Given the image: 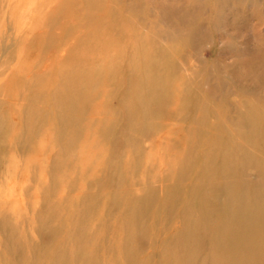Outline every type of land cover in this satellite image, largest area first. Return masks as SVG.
<instances>
[{
	"label": "rangeland",
	"instance_id": "374dc122",
	"mask_svg": "<svg viewBox=\"0 0 264 264\" xmlns=\"http://www.w3.org/2000/svg\"><path fill=\"white\" fill-rule=\"evenodd\" d=\"M131 1L0 0V264H175L188 255L192 264H226V256H218V241L231 235L225 253L236 254L244 250L241 234L248 237L247 253L232 257L235 264H264V224L256 223L255 229L253 223L256 216L264 219V164L238 162V187L250 197L241 207L245 217L230 215L235 237L223 226L222 217L205 224L200 210L204 196L209 204L224 207L223 181L218 178L221 157L212 156L221 147L212 141L213 131L224 147L230 145L228 134L235 140L246 130L241 109L264 110V14L259 20L254 16L252 28L241 33L232 28L236 17L253 15L252 5L264 12V0H230L228 7L216 0H137L133 11ZM191 7L195 10L188 16L195 15L206 27L198 45L188 42L189 30L176 29L179 26L162 15L169 8ZM127 18L157 29L161 36L155 39L163 52L158 63L165 65L168 76L167 69H179L177 81L181 74L194 81L186 92L201 88L207 105L197 115L206 114L209 121L196 123L195 97L180 117L173 116L176 107L168 99L173 91L165 89L151 107L152 119L132 127L122 102L128 87L121 82L131 83L126 63L131 58L128 46L134 44L128 39V26L120 27ZM91 32L100 39L119 40L124 63L113 74L117 81L89 85L85 101L81 99L71 114L73 127L65 132L55 127V136L51 130L40 132L44 116L62 113L55 110V87L48 90L45 83L54 79V68L62 74L64 67H52L51 59L63 63ZM165 33L174 34L175 42ZM261 55V62L239 64ZM105 56L116 57L113 52ZM109 66L116 67V62ZM252 67L262 69L257 85L238 77H255ZM218 77L225 81L227 93L212 89ZM210 92H216L215 97ZM246 100L248 105H242ZM97 104L103 107L95 114L92 106ZM214 108L225 112L220 121L228 132L211 131L205 123L219 124ZM35 111H41L40 116L31 119ZM170 114L173 120L166 130ZM180 126H187L180 136L185 144L175 137ZM254 139L253 151L264 163V132ZM62 194L65 202L75 199V205L83 198L82 205L53 206ZM53 217L62 222L56 235L46 226ZM82 223L89 226V238Z\"/></svg>",
	"mask_w": 264,
	"mask_h": 264
},
{
	"label": "bare ground",
	"instance_id": "6f19581e",
	"mask_svg": "<svg viewBox=\"0 0 264 264\" xmlns=\"http://www.w3.org/2000/svg\"><path fill=\"white\" fill-rule=\"evenodd\" d=\"M89 1H92L93 3L94 0H89ZM138 1L140 2V0ZM216 1L219 2L218 5L222 7H226L228 3L230 2V0H216ZM192 2L194 3L196 2V0H192ZM129 5H130L129 9L133 11V9L138 7L137 0L131 1ZM252 6H253V9H252L253 15L251 16L246 15L244 18L242 16H238L233 21L232 28L236 29L238 33H241V31L247 26L248 28L250 26L252 28L253 26L252 21L255 19L254 16L258 15L257 17L258 20L260 17H263L264 12L259 9L258 5L254 4ZM197 8H200V6L198 5ZM190 10L194 11L195 7L193 8L191 7V9L184 8V10H182L181 8L177 10L175 8H172V9L169 8L166 10V13L162 15H163V18L167 20L168 22H170V19H172V24L179 26L176 29L180 31L181 30L185 31L186 29L187 31L189 30L187 34L188 42L195 43L198 45V42L201 40L200 36L204 35L206 32V27L203 23L201 22L198 23V21H195L196 19L195 15H193L192 17L188 16L190 13L189 12ZM137 14H140V13H137ZM199 16L200 15L197 14V17ZM174 17L177 18L176 20L177 24L174 21L175 20ZM120 27H122L121 30L123 29L126 30V27L130 30L128 31V39L130 40V42L134 44L133 47L128 46L131 50V53H130L131 58H130V63L128 64L126 63L127 68L129 69L128 74L130 75L129 78L131 77V83H129V81L126 82L125 79L123 81L121 80V82H123L122 84L123 88L128 87L127 90L125 91L124 97H122V102L124 104V107L127 109V112H128L127 115L131 116L130 121L132 122L131 123L132 127L133 125L138 126L140 125V123L144 124V122H146L147 119H152L155 113L152 112L151 107L153 106L154 103H156L159 100V97L165 95L163 93L165 89H169L173 91L172 93L168 94V99L170 103H172L176 107L175 111H172L173 114H175V115L172 114L173 116L180 117L182 115V112L183 111L185 112L186 104L189 103L190 98L195 97L198 99V101H196L197 105L194 110V115L196 117L195 118L196 123L199 122V124H201L203 122L202 118H206L207 121H209L206 114L203 117H200L199 115H197L199 112L198 109L199 108H201L202 110L206 109V105H207V103L203 99V96H200V93L202 92L201 88L197 87L194 93L191 91L186 92V90H191L192 87H194L195 85L194 81L190 82L189 80H187L186 74L184 75L181 74L179 81H177L176 72L179 69L178 70L174 68L167 69V71L170 73L168 76L167 73L163 71L165 70V67H164L165 65H160L158 63V61L162 59L163 57V52L161 51L162 49H161L160 43L155 39L157 36L160 35L157 29L156 30L154 28L152 29L145 24L132 20L131 18L130 19L127 18L126 22H124V25ZM148 29H150L151 31H149ZM164 36L167 37L171 42L173 43L175 42L174 34L165 33ZM81 47H86L87 50L79 51ZM119 47H120L119 40L118 42L117 40L113 41V37H106V38L100 39L99 35L91 32L88 38L84 41V43L79 48L69 53V57L63 63L59 64L55 59H51L52 67L53 66L64 67L62 74H59L56 68H54L56 70L52 72V74H54L55 76L54 79L50 78L48 83H45L46 87H48V90L49 89L51 90V88H49L51 86L55 87L56 92L55 94L53 93V96L55 97V99H53L54 104L57 107L55 110L56 112L62 111V113H59L60 114L59 116L61 117L44 116L45 117L44 119L46 120L44 124L42 125V127L40 128V132L41 131L46 132L47 130H51V132L55 136L54 130H52V129H55V127H57V129L60 128L61 130H64L63 132H65L66 128L68 129L69 127H73L71 124V122L73 121L71 117L73 116L71 114L77 106L79 107L78 104H79V101H81V99L85 101L83 97L86 95L85 93L89 85L96 84L98 86H101L108 82L117 81L116 77H114L115 73L119 70L122 62L124 61L123 51L121 52V49ZM111 52H113L114 56H116L115 59L113 58L114 62H116V67L109 66L110 64L113 65V60L111 58L109 59L107 57L106 59L105 54L108 55ZM26 56L27 54H25L24 58H26ZM248 61L249 62L241 60L239 61V64L242 66V65H247V64L250 65L254 61L261 62L262 55L251 57ZM187 70L191 71V68L190 69L187 68ZM251 70L256 74L255 77L254 75H250L248 77V75L238 74L240 81L248 80V81H251L252 84H254V82L255 83L258 82L256 81V79H258L257 74L259 75L262 69L261 68L259 69L257 67H252ZM235 74L236 73H234V75ZM109 77H113L112 80L109 81ZM219 78L220 77L217 78L218 80H215L216 81L215 83H212L211 85L212 89L214 91L216 90V92L222 91L224 93H227V90H226L227 85L225 81ZM97 80H100L101 82L98 81V84H97ZM216 92H210L209 94L211 97H215L214 95L216 94ZM241 103L244 106L248 105L247 100ZM102 107L103 106L100 107L98 104L97 106H94V107L92 106L93 113L95 114L100 113V111L102 110ZM82 108L85 109V107H82ZM51 112L53 113L54 111L52 110ZM40 113L41 111H35L31 115V119H35L36 117H39ZM212 113L218 118L219 124L208 125V122L206 121L205 123L211 129V131L213 130V128H217L218 130L228 132L227 127L220 121V119L224 116L225 112L219 111L218 108H214ZM240 114L243 118V122L241 123L242 125L245 126L246 130L243 132L239 131V134L238 133L236 134L239 137H235V140L232 137V135L228 134L230 138L229 140L230 145L226 144L227 146L224 147L222 145L223 144L222 138L217 136L215 132L213 131L212 141L215 142V144L217 145L219 144L221 147V149L217 151V153H212V156L215 155L214 157L217 158L219 154L221 157L222 166H221V173L220 175H218V178L220 176L219 179L223 181L222 191L225 194V198L223 201L224 207L221 209L216 204L215 205L209 204L208 199L206 198V196H204L202 197L201 208H200L201 213L204 215V219L206 221L205 224H210L211 221L213 222L214 220H216V218L222 217L223 223H224L223 226L225 225L226 230H228L229 232L232 231L233 234H234V230H232L229 227V224L235 220L232 219L230 215L235 214L237 215L236 218H238L240 215L245 217L246 212H244L242 208L245 206L246 199L250 197V194L247 192L246 189H240L238 187V184H237L238 183L237 179L239 178L238 177L239 175L238 162L240 161V163H243V165L249 162L264 164L262 161V157L258 153L253 151L254 147L256 146L254 137L257 135V133L264 132V124H263L264 110H261V112H259V110L249 107L245 111L241 109ZM172 115L170 114V118H171L170 121H167V123H165L167 127L166 130L168 129V127H170L169 125L172 123V120H173ZM186 127L180 126L178 129L180 131L176 132V133H179V135L175 136V137H178V139H180V141L183 144L185 143L183 139L180 138V136L182 135L181 133H183V129H185ZM190 128H192V130L197 129L196 126L190 127ZM61 130L60 132H62ZM192 130L190 131V133L192 132ZM188 131H189V127H188ZM61 135L63 134L61 133ZM169 135L171 134H166V136H169ZM231 142L233 143V145H231ZM158 143L159 142H157V145H159ZM232 147L235 148L236 150L234 151ZM222 149H223V152L221 151ZM235 153H238L237 154L238 156L235 155ZM215 189H216V195L218 193V197H220V194H221L220 186L216 185ZM64 196L65 195L62 194L57 202L55 200L53 206L56 205L58 208H60V206L65 207L68 204H72L77 207L82 205L83 198L80 200V203L78 205H75L76 203L75 199H72V197H70L65 202ZM60 200H63V201H60ZM69 200H70V203H68ZM262 213L264 216V211ZM53 218L54 219L51 218V222H49V224L46 226H48V228L52 231L51 233L52 235H56L58 232H60L59 230H61L60 228H61L62 222L58 220V218H55V217ZM256 218L257 219L253 223H254V228L258 229L259 227L256 225V223L264 224V219H260L257 216ZM88 220L92 221V218L89 217ZM246 221L251 223V214L246 215ZM190 223L192 222L189 221L188 224ZM135 224L137 225V222ZM82 227L86 231L85 236L88 237V235L90 234V230H88L87 227L89 226L83 225L82 223ZM243 227L244 226H242V228ZM3 228L5 231L4 241L5 243H8L7 242L8 228L6 227V225ZM234 237H235V234H234ZM52 238H56V237H52ZM231 238H232L231 235H227L223 237L220 241H218L219 242L218 245L220 248L217 252L218 256H222V255L226 256V259H224V260H227L228 262L226 264H235L232 257L237 256V255L244 257V255L247 253V251L245 250L247 247H245L244 243L248 241V237L243 238L242 234H241L242 245L240 247H243L244 250L241 249L239 253L232 254V255L230 253H225V247L227 245V242L231 243L232 241ZM57 256L59 258L60 254H58ZM185 257L187 260L183 261V258H181L175 264H192L193 262L192 255H188Z\"/></svg>",
	"mask_w": 264,
	"mask_h": 264
}]
</instances>
